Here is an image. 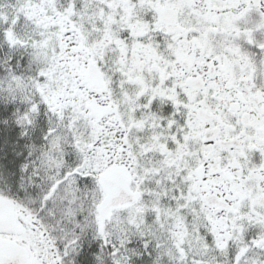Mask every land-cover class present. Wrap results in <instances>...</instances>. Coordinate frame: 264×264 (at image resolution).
<instances>
[{
	"label": "snow or ice",
	"instance_id": "snow-or-ice-1",
	"mask_svg": "<svg viewBox=\"0 0 264 264\" xmlns=\"http://www.w3.org/2000/svg\"><path fill=\"white\" fill-rule=\"evenodd\" d=\"M0 264H264V0H0Z\"/></svg>",
	"mask_w": 264,
	"mask_h": 264
}]
</instances>
